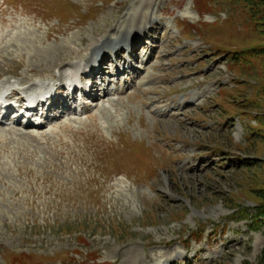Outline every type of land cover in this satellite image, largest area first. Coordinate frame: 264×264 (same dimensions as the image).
I'll return each mask as SVG.
<instances>
[{
	"label": "rangeland",
	"instance_id": "rangeland-1",
	"mask_svg": "<svg viewBox=\"0 0 264 264\" xmlns=\"http://www.w3.org/2000/svg\"><path fill=\"white\" fill-rule=\"evenodd\" d=\"M133 14L157 22L139 97L0 125V264H264V19L243 1L0 0V87L94 57Z\"/></svg>",
	"mask_w": 264,
	"mask_h": 264
},
{
	"label": "bare ground",
	"instance_id": "bare-ground-1",
	"mask_svg": "<svg viewBox=\"0 0 264 264\" xmlns=\"http://www.w3.org/2000/svg\"><path fill=\"white\" fill-rule=\"evenodd\" d=\"M138 16H141V15H138ZM138 19L136 17L135 14L131 15L130 16V19H128V21L126 22V24H129L130 22L134 21ZM151 20V19H150ZM154 20H151L150 21V30L148 32H155L156 33V28L155 26L157 25V22L154 21L153 24H151ZM147 25V24H146ZM153 25V26H151ZM131 28L132 31L135 30L137 32H134V35H138L139 37H141L142 35L145 37V34H143V32H147L146 31H143L141 30V28H139L138 26L137 27H134L132 26V23L129 24V27H126L125 29H123V31L121 32V34L113 39V40H107L106 42H103L101 47L99 48L98 46L95 47L94 51H96L95 54L98 55V59H97V62H99V65H103V64H106L108 62V60L110 59V56L112 53L115 54L116 57V60L115 61H112L113 65L112 68L115 70L116 68H118V62H120V60L122 59L121 58V51H119L118 47L120 46L121 49L123 50H128L130 49L131 50V53L132 55H130L132 58H134V60H138V57H137V54L134 53L135 49L138 50V47H139V41L140 38H138L137 40L133 41L132 40V37H133V33L128 36L127 32H128V29ZM147 29V27H146ZM139 40V41H138ZM94 46V45H93ZM141 46H143V43H141ZM122 50V51H123ZM90 51V50H89ZM99 53V54H98ZM147 55V54H146ZM91 57V56H90ZM153 57V53H150L148 54V57H146V60L145 61H142V64L144 65H140L136 68L132 67L131 70H128L126 71V69H123L122 71L120 69H116V76L117 78H119L122 74L126 72H128V74L132 75L133 76V79H136V82H133V84H139L138 85V88L141 87L144 83V81L146 80V78H148L149 76H143V71H145V66L148 65V63L151 61V58ZM122 61V60H121ZM91 65H93L92 63H90ZM127 64V61H125L124 65ZM130 67L128 66V69ZM110 68H107L106 70H108ZM140 69H143V71H141ZM113 70V71H114ZM93 74H102V76H106V71L103 69V68H100V69H97V71H92ZM115 77H111V80L110 82H116ZM149 80V79H148ZM16 90V89H15ZM148 90V89H147ZM12 95H17V91H13ZM103 105H104V102H103ZM164 111V110H163ZM171 116V114H170Z\"/></svg>",
	"mask_w": 264,
	"mask_h": 264
},
{
	"label": "trees",
	"instance_id": "trees-1",
	"mask_svg": "<svg viewBox=\"0 0 264 264\" xmlns=\"http://www.w3.org/2000/svg\"><path fill=\"white\" fill-rule=\"evenodd\" d=\"M231 2L234 1H243L244 4L249 8L250 12H252L253 17H260L264 19V0H229ZM263 205L257 209L256 214V222L259 223L260 218H264V202Z\"/></svg>",
	"mask_w": 264,
	"mask_h": 264
}]
</instances>
